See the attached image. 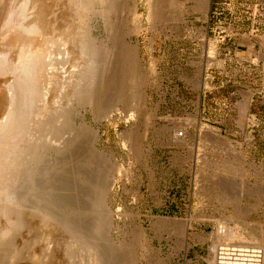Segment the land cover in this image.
I'll return each instance as SVG.
<instances>
[{
	"label": "rangeland",
	"instance_id": "obj_1",
	"mask_svg": "<svg viewBox=\"0 0 264 264\" xmlns=\"http://www.w3.org/2000/svg\"><path fill=\"white\" fill-rule=\"evenodd\" d=\"M39 1L0 0V124L9 108L11 83L21 61L29 53L51 56L54 69L45 75L47 83L41 84L36 107L31 112L26 108L29 115L23 121L21 144L36 141V145H22L21 151L23 163L30 160L25 168L34 165L35 176L40 173L38 178L34 176L40 181L36 184L38 194L39 187L53 188V180L62 179L56 184L57 191L55 187L50 188L53 192L45 189L49 191L47 202L43 198L46 193L37 196L26 186L30 196L26 193L22 202L21 210L26 211H21L24 222L20 220L19 235L14 229H4L0 218V244L11 234L21 236L20 264H88L83 242L73 232L67 231V235L66 229L56 226L55 219L46 217V209H52L49 205L54 198L66 204L69 201V219L73 217L75 223L79 220L77 226H90L91 230L92 223L100 222L94 228L100 230H84L99 231L103 236L98 232L95 239L99 235L106 242L104 210L94 202L91 190L94 185H105L113 216L109 237L114 245H121L120 252L126 250L125 259L131 258L121 264H215L213 251L218 244L235 243L263 252L264 0ZM39 12L45 17L37 16ZM59 12L61 17L56 16ZM41 21L48 22L44 24L48 27L43 25V29ZM60 21L75 28L65 24L66 28ZM115 36L124 46L108 62L107 47ZM81 44L90 49L89 55L78 49ZM71 58H75L74 64ZM131 61L136 65L134 74L127 65ZM89 62L94 66L89 75L94 78L90 85L95 105L84 104L75 85L87 73ZM59 72L69 76L73 84L67 88L57 85L62 81ZM126 75L128 79H124ZM110 81H116L114 88L109 87ZM115 89L123 91L118 104ZM101 104L104 109H113L111 115H101L106 110ZM178 131H183V136L179 137ZM126 132L136 137V151L133 145L124 146ZM34 136L43 139L38 143ZM174 136L179 141L175 142ZM62 158L68 166L65 173L62 170L64 176L56 177L51 168ZM32 201L39 205H34L38 211ZM40 205L44 209H39Z\"/></svg>",
	"mask_w": 264,
	"mask_h": 264
},
{
	"label": "bare ground",
	"instance_id": "obj_2",
	"mask_svg": "<svg viewBox=\"0 0 264 264\" xmlns=\"http://www.w3.org/2000/svg\"><path fill=\"white\" fill-rule=\"evenodd\" d=\"M39 1V0H38ZM50 1H53V0H50ZM66 1V0H65ZM40 2V1H39ZM55 2V1H54ZM45 3V2H44ZM63 3V2H62ZM61 3V4H62ZM40 4H42V3H39L38 4V8L40 7ZM51 3H49V4H47V5H50ZM57 4V3H56ZM80 4V3H79ZM53 5V4H52ZM52 5H50L49 7L51 8V6ZM63 5V4H62ZM65 5H66V2H65ZM42 6V5H41ZM56 6V5H55ZM48 7V9H50ZM37 8V7H36ZM85 8H88V7H85ZM40 9L42 10V7H40ZM40 9H38V11H40ZM43 9H45V7L43 6ZM65 10V9H64ZM86 10H88V9H86ZM45 11H46V9H45ZM47 12V11H46ZM42 13V12H41ZM40 12H39V14H37V16L39 15V16H43V15H45V14H41ZM87 13V12H86ZM41 14V15H40ZM59 15H57L56 14V16H60V12L58 13ZM61 14H62V12H61ZM64 14H66V13H64L63 12V15ZM68 14H69V12H68ZM85 14V13H84ZM62 15V16H63ZM69 15H71V14H69ZM69 15H67V16H69ZM43 17H45V16H43ZM50 17V16H49ZM52 17V16H51ZM54 17H55V15H54ZM61 17V16H60ZM64 17V16H63ZM59 18V17H58ZM72 18V17H71ZM52 20H54V19H52ZM67 20H69V19H67ZM72 21V20H71ZM61 23H63L62 21H60ZM66 22V21H65ZM70 22V21H69ZM42 23V24H41ZM41 23H40V26L42 25H44V24H49L48 22H45V23H43L42 21H41ZM67 23V22H66ZM65 23V24H66ZM74 22H72L71 24H73ZM60 24V23H59ZM64 24V23H63ZM62 24V25H63ZM65 24H64V26H65ZM69 24V23H68ZM56 25V24H55ZM62 25L60 24V27H62ZM74 26H75V24H73ZM44 26H46V25H44ZM42 27L43 29L44 28H46V27H48V25L46 26V27ZM50 26H51V24H50ZM57 26V25H56ZM66 26H67V24H66ZM65 26V27H66ZM69 26H70V24H69ZM69 26H67V27H69ZM72 26V25H71ZM77 26H79V25H77ZM81 26V25H80ZM79 26V27H80ZM53 27H55V26H53ZM59 27V28H60ZM66 27V28H67ZM82 27V26H81ZM42 28H40V29H42ZM52 28V27H51ZM51 28H50V31L49 32H51ZM59 28H58V32H59ZM66 28L64 29V30H66ZM70 28V27H69ZM73 28H75V27H73ZM73 28H70L71 30L73 29ZM77 28V27H76ZM53 29V28H52ZM55 29H57V27H55ZM78 29V28H77ZM76 29V30H77ZM80 29V28H79ZM48 30V29H47ZM61 30V29H60ZM63 30V29H62ZM42 31V30H41ZM68 31V30H67ZM70 31V30H69ZM39 32V31H38ZM73 32V31H72ZM63 33V32H62ZM74 33V32H73ZM47 34V33H46ZM60 34V33H59ZM66 34V33H65ZM71 34V33H70ZM113 34V33H112ZM115 34V33H114ZM49 35V34H48ZM52 36H53V34H51ZM61 35V34H60ZM69 35V34H68ZM74 35V34H73ZM50 36V35H49ZM51 36V37H52ZM57 36H58V34H57ZM62 37H63V35H61ZM65 36V35H64ZM114 36V35H113ZM68 37H70V36H68ZM67 37V38H68ZM73 37V36H72ZM111 37V36H110ZM46 38V37H45ZM56 38V37H55ZM116 38V39H115ZM115 40H114V42H112L113 44L111 45V47H107V56H108V62H110V60H111V57H112V55H114V53L115 52H118V50H120V48H122L124 45L123 44H121V42L118 40L119 38L118 37H116L115 36ZM49 39V38H48ZM61 39V38H60ZM64 39H66V37L64 38ZM70 39V38H69ZM63 40V39H62ZM68 40V39H67ZM51 41V40H50ZM50 41L47 43V45L50 43ZM74 41V40H73ZM47 42V41H46ZM45 42V43H46ZM53 43H54V40L52 41ZM70 43V42H69ZM51 44V43H50ZM49 44V46H51ZM63 45V44H62ZM69 45V44H68ZM54 45H52V47H53ZM64 46L65 45H63V48H64ZM72 46V45H71ZM52 47H51V49H52ZM74 47V46H73ZM43 48V47H42ZM44 48H45V46H44ZM47 48H48V46H47ZM54 48V47H53ZM59 48V47H58ZM70 48V47H69ZM34 49V48H33ZM49 49V48H48ZM79 50H81L82 51V53L85 55V54H88L89 55V53H90V49H88L87 48V46H85V47H83V44H81L80 45V47L78 48ZM67 50V49H66ZM70 50V49H69ZM61 51H62V49H61ZM65 51V50H64ZM54 51L52 50V53H53ZM56 52V51H55ZM69 52V51H68ZM67 52V54H64V55H68L69 53ZM74 52V51H73ZM59 53V52H58ZM75 53V52H74ZM73 53V54H74ZM79 53H80V51H79ZM71 54V53H70ZM50 55V54H49ZM52 55V54H51ZM58 55V54H57ZM78 55H80V54H78ZM54 56V55H53ZM74 56H76V55H74ZM55 57H57V56H55ZM59 57V56H58ZM61 57V56H60ZM62 57H63V54H62ZM23 58H24V56H23ZM64 58V57H63ZM70 58V57H69ZM72 59V58H71ZM55 60H56V58H55ZM60 60V59H59ZM62 60L63 59H61V63L63 64V62H64V60H63V62H62ZM67 61V60H66ZM19 62V61H18ZM57 62V61H56ZM72 62H73V64L76 62L75 61V58H73L72 59ZM124 62V61H123ZM119 63V62H118ZM128 62H126V64H127ZM58 64H60V63H58ZM125 64V65H126ZM20 65V64H19ZM54 65H55V63H54V61L53 60H51V56H48V55H44L43 53H40V52H37V53H29V54H27L26 55V57L21 61V66L20 67H18L17 69H16V71L14 72V77H13V82L11 83V85H12V90H10V99H11V101H10V105H9V108L7 109L8 111H7V115L5 114L4 115V117L5 118H2V119H4V121H3V123L2 124H0V218H2L3 219V223L5 224V227H4V229L7 227V229L9 230V231H11L12 229H14V231L16 230V231H18V229L21 227V225H20V220L21 221H23L20 217H22L23 218V216H21V211L22 212H24V211H26V210H21V207H22V202H23V199H27V198H24L25 197V194L27 193V191H26V186L28 187V189L31 191V192H33L34 194H38L37 193V187H36V184H39V182H36L35 181V177H37V176H35V166L33 165V166H29V165H26V167L27 166H29L28 168H25V163H23V157H25V156H23V152L21 151V148H23L22 147V145L24 146V145H27L26 144V142H24L25 144H21V143H23V141H24V136H23V134H24V129H23V121H24V119H25V117L27 116V115H29V113L27 114L26 113V108H29V112H31V110L33 111V109H35V107H36V104H37V102H38V100H39V97H40V91H41V84L42 83H44V81H45V75H50V72H51V68H53L54 67ZM57 65V64H56ZM127 65H129L128 67H130L131 68V70H129V72L130 71H132V74H134L133 73V71H134V69H135V64H134V62H132L131 61V63L129 62ZM133 65H135V66H133ZM60 66V65H59ZM56 67H58V66H56ZM61 67V66H60ZM63 67V66H62ZM94 66L92 65V63L91 62H89L88 64H87V73L85 72L84 73V75L83 76H81L80 77V80H77V82L75 83V85H76V89L78 90V92H79V98L82 100V102L84 101L85 103L84 104H92V103H94L95 101H93V95H92V88H91V85L90 84H92V83H94V78L92 77V76H90L89 74L90 73H92V70L94 69L93 68ZM134 67V68H133ZM54 69V68H53ZM64 69H65V67H64ZM57 69L55 68V71H56ZM53 71V70H52ZM58 71H61V70H59L58 69ZM60 73V72H59ZM63 73L65 74V71L63 70ZM131 73V72H130ZM62 73H60V77H61V80L62 81H60V82H57L56 84L58 85V84H61L62 83V86H64L65 88H67L68 87V85H72L73 84V81L71 80V78L69 77V76H66V75H61ZM131 74V75H132ZM53 76V75H52ZM57 76L58 75H56L54 78H56V79H58L57 78ZM58 76V77H59ZM116 76V75H115ZM124 76V75H123ZM127 76V75H126ZM48 77V76H47ZM59 77V78H60ZM118 77V76H117ZM50 78H52V77H50ZM48 79V81H49V77L47 78ZM55 79V80H56ZM124 79H128V76L127 77H125ZM123 78H122V80H124ZM54 80V79H53ZM54 80V81H55ZM60 80V79H59ZM114 80H116L115 78H114ZM113 80V81H114ZM47 81V80H46ZM45 81V82H46ZM51 81V80H50ZM117 81V80H116ZM115 81V82H116ZM118 81H119V79H118ZM111 82V81H110ZM113 83V82H111V83H109L110 85H109V87H113V85L115 86V84L116 83ZM124 82V81H123ZM47 83V82H46ZM49 83V82H48ZM54 83V82H53ZM55 84V85H56ZM117 84H118V82H117ZM49 86V85H48ZM55 87V86H54ZM114 88V87H113ZM117 88V87H116ZM51 89V88H50ZM112 90V89H111ZM116 91H117V89H115ZM122 93H123V91H122V89H121V91L118 89V91L116 92V95H115V101L117 102V100H118V98H121L122 99ZM4 97V96H3ZM113 99V98H112ZM1 100V99H0ZM115 101H113V102H115ZM112 102V103H113ZM112 103H111V106H113L112 105ZM105 104V103H104ZM104 104H101V108L103 107L102 105H104ZM114 104V103H113ZM116 104H118V102L116 103ZM93 105V104H92ZM94 105H95V103H94ZM96 105H97V103H96ZM98 105H100V104H98ZM106 106H108V105H106ZM55 107H57V106H55ZM115 107V106H114ZM93 108H94V106H93ZM97 108H98V106H97ZM61 109V108H60ZM99 109V108H98ZM103 109H104V107H103ZM103 109H101V111L103 110ZM107 111H106V110ZM104 110H105V112H103L101 115L102 116H105V117H107L109 114L111 115V113H112V110L113 109H109V108H105ZM100 110V109H99ZM98 110V111H99ZM114 110H115V108H114ZM118 110V109H117ZM121 112V111H120ZM26 114V115H25ZM123 115V114H122ZM67 118V117H66ZM121 118V117H120ZM38 119V118H37ZM1 121V122H2ZM58 121V120H57ZM64 123V122H63ZM65 125V124H64ZM61 126V125H60ZM59 128V127H58ZM45 129V128H44ZM48 129H50V128H48ZM51 129H52V127H51ZM48 131V130H47ZM51 131V130H50ZM49 131V132H50ZM53 131H55V130H53ZM58 131V130H57ZM48 132V133H49ZM60 132V131H59ZM41 133V132H40ZM51 133V132H50ZM49 133V134H50ZM131 132H129V133H123L124 134V136H123V143H124V146H125V144L126 143H128V145L130 144L131 146V148H132V145H133V139L135 138L136 139V137L134 136V138L133 137H131V134H130ZM178 133H179V131H178ZM199 133V132H198ZM46 134H47V132H46ZM56 134V133H55ZM120 134V133H119ZM33 135H34V132H33ZM33 135H31L32 137H33ZM37 135V134H36ZM23 136V137H22ZM30 136V135H29ZM38 136V135H37ZM37 136H34V138H36ZM42 136V135H41ZM179 136V135H178ZM178 136H174L175 137V142L176 141H179V139L177 138ZM197 136V135H196ZM43 137H44V135H43ZM180 137V136H179ZM22 138H23V140H22ZM26 138H27V136H26ZM30 138V137H29ZM33 138V140L35 141V139ZM40 137H37V139H39ZM42 138V137H41ZM40 138V139H41ZM49 138H53V137H49ZM78 138V137H77ZM76 138V139H77ZM36 139V140H37ZM40 139L38 140L39 142L38 143H40ZM43 139V138H42ZM134 139V140H135ZM21 140H22V142H21ZM30 140V139H29ZM67 140V139H66ZM26 141V140H25ZM65 141V140H64ZM71 141V140H70ZM136 141V140H135ZM41 142H42V140H41ZM73 142V141H72ZM33 143V142H32ZM46 144V143H45ZM33 145H36V141L33 143ZM33 145L32 144H30V145H27V146H30L31 148L33 147ZM39 145V144H38ZM37 145V146H38ZM68 145V144H67ZM73 145V144H72ZM135 145V144H134ZM134 145H133V148H134ZM41 146V145H40ZM42 146H43V143H42ZM64 146H66V145H64ZM26 147V146H25ZM44 147V146H43ZM62 147V146H61ZM28 150H30V148H28V147H26ZM25 148V149H26ZM46 148V147H45ZM56 148V147H55ZM63 148H65V147H63ZM130 148V149H131ZM136 148H134V150H135ZM34 149H32V151H33ZM44 151H45V149H43ZM48 150V149H47ZM61 150V149H60ZM93 150V149H92ZM43 151V152H44ZM59 151V150H58ZM62 151V150H61ZM98 151V150H97ZM136 151V150H135ZM27 151H25V153H26ZM35 152V151H34ZM70 152V151H69ZM91 152V151H90ZM30 153H31V151H30ZM36 153V152H35ZM87 153V152H86ZM26 154H28V153H26ZM33 154V156L34 155H36V154H34V153H32ZM89 154V153H88ZM93 154V153H92ZM101 154V153H100ZM99 154V155H100ZM44 155V154H43ZM60 155V154H59ZM64 155V154H63ZM32 158H33V156L32 155H30ZM38 156H40V155H38ZM86 156V155H85ZM95 156V155H94ZM93 156V157H94ZM65 157V156H64ZM101 157V156H100ZM28 158V157H27ZM47 158V157H46ZM65 158H67V157H65ZM65 158L63 159L62 158V160H57V164H55V163H53V164H55V166L57 167H54V166H52V170L54 169V171L56 170V172L54 173L53 171V173H54V175L57 177H59V175L58 174H60V176H61V173H62V170L64 169V167L66 168V166H68V165H66V166H64L65 164H64V160H65ZM69 158V157H68ZM87 158V157H86ZM85 158V159H86ZM29 159H30V157H29ZM34 159H36V158H34ZM91 159V157H90V154H89V160ZM32 160V159H31ZM37 160V159H36ZM36 160H35V162H36ZM40 160V159H39ZM26 161V160H25ZM27 161H28V159H27ZM30 161V160H29ZM28 161V162H29ZM33 161V160H32ZM59 161V162H58ZM67 161V160H66ZM66 161H65V163H66ZM99 161V160H98ZM97 161V162H98ZM101 161V160H100ZM27 162V163H28ZM41 162H42V160H41ZM90 162V161H89ZM91 162H92V160H91ZM93 162H94V160H93ZM92 162V163H93ZM26 163V164H27ZM30 163H32V162H30ZM47 163V162H46ZM46 163H44V165L46 164ZM35 164V163H34ZM39 164H40V162H39ZM42 164V163H41ZM66 164H68V163H66ZM31 165V164H30ZM35 165H38V163L37 164H35ZM97 165H98V163H97ZM41 166V165H40ZM46 167H48V168H50L49 166H51V165H45ZM89 166V165H88ZM90 166H92L91 164H90ZM38 167V166H37ZM96 167V166H95ZM100 167V166H99ZM40 168V167H39ZM39 168H38V172H40L41 171V169H40V171H39ZM44 166H43V171L42 172H44V174H45V171L46 170H44ZM56 168V169H55ZM67 169V168H66ZM66 169H64V171H63V173H65V170ZM36 171V172H37ZM68 171H70V170H68ZM73 171H75V170H73ZM37 172V173H38ZM49 172H51V170H49ZM51 172V173H52ZM48 173V172H47ZM62 173V174H63ZM68 173V172H67ZM81 173V172H80ZM83 173V172H82ZM50 174V173H49ZM76 174V173H75ZM79 174V173H78ZM77 174V175H78ZM53 175V174H52ZM65 174H63V176H64ZM67 175V174H66ZM35 176V177H34ZM41 176V175H40ZM44 176V175H43ZM71 176V175H70ZM75 176V175H74ZM86 176V175H85ZM88 176V175H87ZM44 177H46V176H44ZM68 177V176H67ZM77 177V176H76ZM38 178V177H37ZM86 178V180H87V177H85ZM90 178H92V176L90 177ZM41 179V178H40ZM45 178H43V180H44ZM47 179V178H46ZM60 179H62L61 177H60ZM60 179L58 180V181H56L55 182V180H53L54 181V183H56L57 184V182H59L60 181ZM76 179V178H75ZM83 179V178H82ZM82 179H81V181H82ZM88 179H89V177H88ZM93 179V178H92ZM91 179V180H92ZM37 180V179H36ZM48 180V179H47ZM65 180V179H64ZM63 180V181H64ZM80 180V179H79ZM85 180V181H86ZM62 181V180H61ZM89 181V183H90V180H88ZM93 181V180H92ZM103 181V180H102ZM47 182H49V180L47 181ZM47 182H45V184L47 185ZM50 182H51V180H50ZM49 182V184H51ZM104 182V184H106L105 183V181H103ZM26 183H27V185H26ZM44 183V182H43ZM53 183V182H52ZM66 183V182H65ZM86 183H87V181H86ZM13 185V188H10V185ZM42 184V183H41ZM56 184H55V188H56V191H57V187H56ZM63 184V183H62ZM70 184V183H69ZM95 184H97L98 185V182L97 183H95ZM101 184H103V183H101ZM11 185V186H12ZM43 185V184H42ZM54 185V184H53ZM87 185V184H86ZM91 184H89L88 186H90ZM50 186V185H49ZM87 186V187H88ZM92 186H93V184H92ZM53 187V188H54ZM63 187V186H62ZM65 187H67V186H65ZM97 187V188H96ZM42 188V189H41ZM39 187V190H38V192H40L41 194H44V193H46L47 194V196L45 195V197H43V196H41L40 195V197H39V199H41L42 197L43 198H45V201L47 200L46 198L48 197V192L52 189L53 190V188H52V186H50V188H43V186L42 187ZM59 188V187H58ZM27 189V190H28ZM41 189V190H40ZM45 189H49V191L48 190H46L45 191ZM59 189H61V188H59ZM63 189V190H62ZM61 190H62V192L64 191V187L62 188ZM87 189V188H86ZM94 189V194H95V200H94V202H97L98 204H100L101 205V208H103V210H104V215H103V213H102V215L103 216H105L104 218H105V222L107 223V226H105L106 228H105V240H106V242L105 241H103L102 240V238L100 239V237H99V235L100 236H103L99 231H97L96 233H98L99 232V235L96 237V239H100V242H101V240H102V242H105L106 244H108L109 245V248L108 247H106V244L104 243V244H102V242L100 243L98 240V242H96V239H95V232L92 234V233H88L89 232V230H91L88 226H85L84 225V227L82 228V227H80V226H77V224L79 223V220H78V222L77 223H75L76 221H75V219H72L73 217H71L70 219H69V217L71 216V215H68V213H72V211H71V209L70 210H68L69 209V206H68V204H69V201L67 202V204H66V202H64L63 201V199H62V201H60V199L59 198H57V200H56V198H54V199H52V200H55L54 202H51V205H49V207H52V209H50V210H47L46 209V217H52L53 219H55L54 221L57 223H55V222H52V223H55L56 224V226H58V224H59V226L61 227V230H63V229H66V232H65V230H64V232L65 233H67V231H70V232H73L74 233V235L79 239H77L78 241H80L81 240V242H83L82 244L84 245L83 247L85 248V253H87V256L86 257H88L87 259H88V264H121L122 262H125V261H129V260H127V259H125V258H127V256H128V254L127 253H125V251H123V252H120V248H121V245L119 244L118 245V243L116 244V245H114L113 244V240H111V238L109 237V232L111 231V219L113 218V216H112V218H111V215H110V212H109V209H108V194H107V188H106V186L104 185V186H102V185H99V186H95L94 185V187H92V189L91 190H93ZM28 190V191H29ZM43 190V191H42ZM51 190V191H52ZM61 190H60V192H61ZM42 191V192H41ZM55 191V190H54ZM72 191V190H71ZM36 192V193H35ZM44 192V193H43ZM53 192V191H52ZM82 192V191H81ZM90 192H92V191H90ZM39 193V194H40ZM64 193V192H63ZM66 193H67V191H66ZM30 194V193H29ZM28 193H27V195H29ZM32 194V193H31ZM38 194V195H39ZM54 194V193H53ZM52 194V195H53ZM58 194V193H57ZM62 194V193H61ZM89 194V193H88ZM91 194V193H90ZM35 195V196H36ZM37 195V196H38ZM58 195H60V194H58ZM64 195V194H63ZM87 195V194H86ZM30 196V195H29ZM34 196V197H35ZM36 196V197H37ZM49 196H50V194H49ZM67 196V195H66ZM90 196V195H89ZM89 196H87V197H89ZM94 196V195H93ZM28 197V196H27ZM32 197V196H31ZM34 197H32V198H34ZM51 197V196H50ZM53 197V196H52ZM51 197V198H52ZM54 197H56L55 195H54ZM62 197V196H61ZM30 198V197H29ZM38 198V197H37ZM65 198V197H64ZM59 199V200H58ZM30 200V199H29ZM31 200H33V201H35V199H31ZM43 200V199H42ZM41 200V201H42ZM51 200V201H52ZM66 200V199H65ZM92 200V199H91ZM32 201V204L34 203ZM38 200H36L35 202H37ZM48 201V200H47ZM46 201V202H47ZM50 201V200H49ZM25 202V201H24ZM40 202V201H39ZM38 202V203H39ZM89 202H91L90 200H89ZM92 202H93V200H92ZM92 202H91V204H92ZM71 203V202H70ZM36 203H34L33 204V206L32 207H34V205H35ZM40 204H41V202H40ZM42 204H44V201H43V203ZM41 204V205H42ZM46 204V203H45ZM90 204V203H89ZM95 205H97L96 203H94ZM40 205V207H39V209H42L43 207ZM99 205V206H100ZM24 206V205H23ZM35 206H39L38 204L37 205H35ZM55 206V207H54ZM26 207H27V205H26ZM31 207V206H30ZM29 207V208H30ZM31 207V208H32ZM47 207V206H46ZM72 207V206H71ZM92 207V206H91ZM94 207V206H93ZM23 208H25V207H23ZM35 208V210L36 211H38L36 208H38V207H34ZM53 208H54V210H53ZM101 208H99L100 210H101ZM44 209V208H43ZM55 209H56V211H55ZM57 209H58V211H57ZM89 209V208H88ZM98 209V208H97ZM96 209V210H97ZM76 210V209H75ZM70 211V212H69ZM97 211H99V210H97ZM30 212V211H29ZM32 212H34V211H32ZM44 212V211H43ZM56 214H55V213ZM60 212L61 213H64V215H66L67 214V216L65 217H63V215H61L63 218H61V216H59L58 215V213L60 214ZM95 212V211H94ZM36 213V212H35ZM40 213H41V211H40ZM66 213V214H65ZM70 213V214H71ZM32 214V213H31ZM37 214V213H36ZM93 214V213H92ZM99 214H100V212H99ZM98 214V215H99ZM33 215V214H32ZM39 215V214H38ZM43 215H44V213H43ZM42 215V216H43ZM72 215H74V214H72ZM31 216V215H30ZM34 216V215H33ZM79 216H81V215H79ZM94 216H95V214H94ZM101 216V215H100ZM100 216H98V220H100V218L102 217H100ZM39 217V216H38ZM37 216H36V218L37 219H39ZM78 217V216H77ZM89 217V216H88ZM96 217H97V215H96ZM100 217V218H99ZM31 218V220H33L32 219V217H30ZM43 217H41V219H42ZM91 218V217H90ZM94 217H92V220H95L96 218H94ZM160 218V217H159ZM51 219V218H50ZM77 219V218H76ZM78 219H80V218H78ZM88 219V218H87ZM30 220V221H31ZM44 220V219H43ZM42 220V221H43ZM45 220H47L48 221V219H46L45 218ZM74 220V221H73ZM85 220V219H84ZM90 221V222H93V221ZM1 221V220H0ZM96 221V220H95ZM102 221V220H101ZM24 222V221H23ZM41 222V221H40ZM49 222V221H48ZM82 223H83V221H81ZM80 222V223H81ZM86 222V221H85ZM103 222H104V220H103ZM104 222V223H105ZM1 223V222H0ZM36 223H38V222H36ZM41 223H43V222H41ZM45 223V222H44ZM52 223H50V225L52 224ZM81 223V224H82ZM129 223V222H128ZM29 224V223H28ZM34 224V223H33ZM39 224V223H38ZM81 224H79V225H81ZM85 224H87V223H85ZM97 224H101L100 222L98 223L97 222ZM96 223H92L91 225H94V227L93 226H91L92 227V230H94V231H96V229L97 230H100V228H96V229H94L95 228V226L97 225ZM26 225V224H25ZM53 225V224H52ZM83 225V224H82ZM103 225V224H102ZM102 225H101V228H102ZM55 226V227H56ZM98 226V225H97ZM96 226V227H97ZM100 226V225H99ZM35 227V226H34ZM62 227H63V229H62ZM85 227H88V229L87 228H85ZM57 228V227H56ZM84 228L85 229H87L88 230V232L86 231V230H84ZM115 228H116V226H115ZM1 230V229H0ZM2 230H3V228H2ZM20 230V229H19ZM91 230V231H92ZM122 230V229H121ZM125 230V229H124ZM4 231V230H3ZM6 232H7V230H5ZM13 231V232H14ZM51 231V230H50ZM125 232V231H124ZM123 232V233H124ZM21 233V232H20ZM23 233V232H22ZM64 233V234H65ZM102 233H103V231H102ZM137 233H138V231H137ZM6 234V233H5ZM16 234H18L19 235V231H18V233L16 232ZM49 234V233H48ZM135 234V233H134ZM2 235H4V232L2 233ZM8 234H6V236H7ZM12 235V237H10L9 236V238H7V239H5L6 241H3V243H1L0 244V264H20V261H21V259H23L22 257H19V255L21 254V252H20V254H19V251H18V248H19V245H20V242L22 241L21 239H20V237L21 236H19L18 237V235H15V234H11ZM60 235V234H59ZM67 235H68V233H67ZM132 235V234H131ZM135 235H137L138 236V234H135ZM135 235L133 236L136 240H139V239H137L136 237H135ZM5 236V235H4ZM66 236V235H65ZM70 236H71V234H70ZM139 236H140V234H139ZM61 237V236H60ZM72 237H73V235H72ZM132 237V236H131ZM132 237V238H133ZM51 238V237H50ZM58 238V237H57ZM69 238V237H68ZM131 238V239H132ZM143 238V237H142ZM4 239V238H3ZM70 239V238H69ZM69 239H67V241L69 240ZM124 239V238H123ZM130 239V238H129ZM129 239H128V241H129ZM50 240V239H49ZM72 240V239H71ZM73 240H76V239H73ZM66 241V242H67ZM135 241V240H134ZM22 242H24V241H22ZM52 242V241H51ZM64 242H65V240H64ZM65 242V243H66ZM74 243H76V242H74ZM80 243V242H79ZM78 243V244H79ZM123 244H127L128 245V243H124V242H122ZM141 243V242H140ZM58 244V243H57ZM67 244V243H66ZM68 244H70L69 243V241H68ZM72 244V243H71ZM133 244V243H132ZM55 245V244H54ZM76 245V244H75ZM80 245V244H79ZM105 245V246H104ZM131 245V244H130ZM184 245H185V248L187 249L188 248V246H189V243L186 241L185 243H184ZM68 246V245H67ZM71 248L74 246H71V245H69ZM78 246V245H77ZM76 246V247H77ZM82 246V245H81ZM122 246H124V245H122ZM75 247V248H76ZM134 247V246H133ZM20 248H21V246H20ZM25 248V247H24ZM81 248V247H80ZM83 248V249H84ZM124 248H125V246H124ZM126 248H127V246H126ZM130 248V247H129ZM77 249H79V247H77ZM123 249V248H122ZM121 249V250H122ZM131 249V248H130ZM27 249H25V251H26ZM24 251V250H23ZM130 251V250H129ZM30 252V251H29ZM73 251H71V253H72ZM264 252V251H263ZM70 253V254H71ZM84 253V254H85ZM129 253H131V252H129ZM23 254V253H22ZM69 254V253H68ZM74 254V253H73ZM24 255V254H23ZM74 255H76V254H74ZM22 256V255H21ZM68 256V255H67ZM72 255H70V257H71ZM130 256V255H129ZM74 257V256H73ZM79 257V256H78ZM77 257V258H78ZM84 257V256H83ZM82 257V258H83ZM21 258V259H20ZM72 258V257H71ZM85 258V257H84ZM28 259V258H27ZM69 259V258H68ZM75 259H76V257H75ZM81 259V258H80ZM70 260V259H69ZM74 259H72V261H73ZM85 260V259H84ZM215 260V259H214ZM71 261V262H72ZM22 262V261H21ZM29 262V261H28ZM74 262V261H73ZM131 262V261H130ZM164 262V261H163ZM26 263V262H25ZM127 263V262H126ZM129 263V262H128ZM71 264V263H70ZM73 264V263H72ZM75 264H78V263H75ZM81 264V263H80ZM83 264V263H82ZM87 264V263H86ZM130 264V263H129ZM159 264H163L162 262H159Z\"/></svg>",
	"mask_w": 264,
	"mask_h": 264
},
{
	"label": "built area",
	"instance_id": "obj_3",
	"mask_svg": "<svg viewBox=\"0 0 264 264\" xmlns=\"http://www.w3.org/2000/svg\"><path fill=\"white\" fill-rule=\"evenodd\" d=\"M183 136V131H179ZM215 264H264V254L260 248L241 247L238 244H218L213 251Z\"/></svg>",
	"mask_w": 264,
	"mask_h": 264
}]
</instances>
